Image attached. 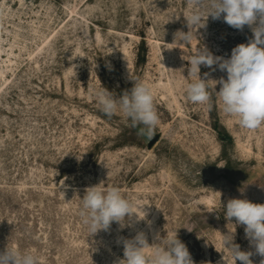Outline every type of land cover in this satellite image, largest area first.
<instances>
[{
    "label": "rangeland",
    "instance_id": "374dc122",
    "mask_svg": "<svg viewBox=\"0 0 264 264\" xmlns=\"http://www.w3.org/2000/svg\"><path fill=\"white\" fill-rule=\"evenodd\" d=\"M191 10L190 0H0V251L31 250L40 264H119L120 238L143 231L151 245L177 230L194 264H234L220 243L229 231L254 252L224 213L233 198L264 204V125L243 129L222 112L216 81L227 75L216 65L200 66L208 104L186 95L199 49L227 59L253 33L205 13L206 26L180 42ZM134 81L154 93L150 148L153 137L106 116L94 95L119 97ZM99 184L119 188L145 219L91 236L81 198Z\"/></svg>",
    "mask_w": 264,
    "mask_h": 264
},
{
    "label": "clouds",
    "instance_id": "9594fccd",
    "mask_svg": "<svg viewBox=\"0 0 264 264\" xmlns=\"http://www.w3.org/2000/svg\"><path fill=\"white\" fill-rule=\"evenodd\" d=\"M190 4L192 10L184 16L189 30L175 35V39L179 36L180 42L191 40L198 29L206 26L209 16L213 20L222 18L237 30L243 31L248 26L253 37L248 43L235 46L227 59L214 56L206 48L199 49L189 60L188 72L192 80L186 85L187 98L194 104H208L207 81L200 76V66L213 68L216 65L227 75V79L221 77L216 81L221 85L217 95L222 112L236 119L243 129H258L264 125V0H190ZM94 95L106 116L121 114L133 127H139L140 135L149 140L153 137L160 120L154 93L148 84L134 81L131 90L119 97L106 88L95 91ZM81 199L80 216L91 236L101 230L108 231L113 222L125 227L133 214L137 220L146 217L144 212V218H138L133 211L134 203L117 187L106 190L100 184L88 187ZM224 217L244 226L245 238L254 249V252L242 251L234 242L233 231L221 234L220 243L228 250L234 264L237 261L253 264L250 257L254 254L264 257V204L233 198L225 204ZM153 239L150 245L143 231H137L131 239L120 238L117 242L123 245V259L119 264H194L188 248L178 238L177 230L163 236L157 233ZM0 264H40V258L31 250L6 245L0 251ZM260 264H264V259Z\"/></svg>",
    "mask_w": 264,
    "mask_h": 264
},
{
    "label": "water",
    "instance_id": "95a60500",
    "mask_svg": "<svg viewBox=\"0 0 264 264\" xmlns=\"http://www.w3.org/2000/svg\"><path fill=\"white\" fill-rule=\"evenodd\" d=\"M158 139V134H156L149 142H148V148H150L153 143Z\"/></svg>",
    "mask_w": 264,
    "mask_h": 264
}]
</instances>
